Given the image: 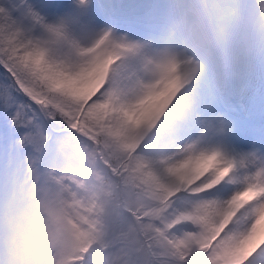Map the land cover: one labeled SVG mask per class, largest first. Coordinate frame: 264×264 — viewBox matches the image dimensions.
<instances>
[{"label": "snow or ice", "instance_id": "6c2138e0", "mask_svg": "<svg viewBox=\"0 0 264 264\" xmlns=\"http://www.w3.org/2000/svg\"><path fill=\"white\" fill-rule=\"evenodd\" d=\"M0 264H264V0H0Z\"/></svg>", "mask_w": 264, "mask_h": 264}, {"label": "bare ground", "instance_id": "6f19581e", "mask_svg": "<svg viewBox=\"0 0 264 264\" xmlns=\"http://www.w3.org/2000/svg\"><path fill=\"white\" fill-rule=\"evenodd\" d=\"M99 75L100 74L97 73L95 75H89L82 78L79 81L76 90L81 93H86L90 91L95 86L96 81L99 79Z\"/></svg>", "mask_w": 264, "mask_h": 264}]
</instances>
